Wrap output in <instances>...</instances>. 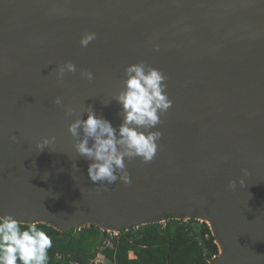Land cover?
Wrapping results in <instances>:
<instances>
[{
  "label": "water",
  "instance_id": "obj_1",
  "mask_svg": "<svg viewBox=\"0 0 264 264\" xmlns=\"http://www.w3.org/2000/svg\"><path fill=\"white\" fill-rule=\"evenodd\" d=\"M140 62L172 101L156 155L125 160L130 183L93 184L68 125L91 106L118 128ZM0 211L63 233L208 217L211 264H264V0H0Z\"/></svg>",
  "mask_w": 264,
  "mask_h": 264
},
{
  "label": "clouds",
  "instance_id": "obj_2",
  "mask_svg": "<svg viewBox=\"0 0 264 264\" xmlns=\"http://www.w3.org/2000/svg\"><path fill=\"white\" fill-rule=\"evenodd\" d=\"M94 39L95 33L85 34L80 40L81 47H87ZM76 71V66L67 62L58 69V74L62 77L65 72ZM81 75L93 79L90 71H82ZM125 76L124 90L115 97L122 115L118 128L98 116L91 106L84 112L86 119L80 117L68 125V132L76 140L77 154L90 162L87 174L93 184L111 185L118 179L130 183L125 160L141 158L145 163L153 160L162 133L152 129L161 123V116L172 107L165 91L167 77L160 70L140 62L128 66ZM54 103L60 105L61 99L57 97ZM71 114V111L66 112V115ZM10 139L15 140V137ZM54 142L55 137L45 138L39 147L43 150ZM235 186V181L229 182V188ZM52 243L50 236L38 227V222L20 221L9 214L0 215V264H47Z\"/></svg>",
  "mask_w": 264,
  "mask_h": 264
},
{
  "label": "trees",
  "instance_id": "obj_3",
  "mask_svg": "<svg viewBox=\"0 0 264 264\" xmlns=\"http://www.w3.org/2000/svg\"><path fill=\"white\" fill-rule=\"evenodd\" d=\"M38 227L53 242L47 264H103L99 255L111 264H211L221 254L210 225L194 219L123 229L113 248L104 245L109 235L96 225L65 233L47 224Z\"/></svg>",
  "mask_w": 264,
  "mask_h": 264
},
{
  "label": "bare ground",
  "instance_id": "obj_4",
  "mask_svg": "<svg viewBox=\"0 0 264 264\" xmlns=\"http://www.w3.org/2000/svg\"><path fill=\"white\" fill-rule=\"evenodd\" d=\"M0 215H2L1 211H0ZM201 221H207L209 223V225L212 227L214 233L216 232V226H215V223L212 219L208 218V217H203L201 216L199 218ZM106 231H110V232H114V233H118L119 232V229H104Z\"/></svg>",
  "mask_w": 264,
  "mask_h": 264
},
{
  "label": "built area",
  "instance_id": "obj_5",
  "mask_svg": "<svg viewBox=\"0 0 264 264\" xmlns=\"http://www.w3.org/2000/svg\"><path fill=\"white\" fill-rule=\"evenodd\" d=\"M107 235H109V236H107L106 240L104 241V245H105L106 247L113 248V247H114V246H113V239H114L115 237H118L119 234H118V233H111L110 231H108ZM100 256H101V255H99V257H100Z\"/></svg>",
  "mask_w": 264,
  "mask_h": 264
},
{
  "label": "rangeland",
  "instance_id": "obj_6",
  "mask_svg": "<svg viewBox=\"0 0 264 264\" xmlns=\"http://www.w3.org/2000/svg\"><path fill=\"white\" fill-rule=\"evenodd\" d=\"M165 223V222H164ZM89 227V226H88ZM80 229H82V228H80ZM80 229H77V230H80ZM108 233V232H107ZM111 233H114V232H111ZM120 232H118V234H119ZM221 255V254H220ZM132 257H134L133 255H132ZM97 262H99V263H103V264H111L108 260H106L103 256H98V258H97Z\"/></svg>",
  "mask_w": 264,
  "mask_h": 264
}]
</instances>
